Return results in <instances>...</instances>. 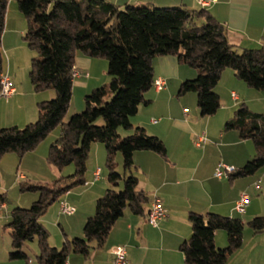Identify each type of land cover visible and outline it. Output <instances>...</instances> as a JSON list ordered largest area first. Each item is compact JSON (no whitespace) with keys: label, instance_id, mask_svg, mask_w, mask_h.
I'll return each instance as SVG.
<instances>
[{"label":"trees","instance_id":"1","mask_svg":"<svg viewBox=\"0 0 264 264\" xmlns=\"http://www.w3.org/2000/svg\"><path fill=\"white\" fill-rule=\"evenodd\" d=\"M9 0H0V75L4 72L2 33ZM26 20L23 39L35 51L31 58L29 80L35 92L52 89L54 97L36 104L34 121L22 127H0V160L8 153L19 159L35 149L56 126L59 135L49 144L46 160L61 169L73 164L74 172L60 176L51 184L20 182L21 191H34L38 198L28 208L14 207L5 228L9 229V260L21 259L29 264L22 250L25 242L36 239V264H66L71 253L86 256L93 242L104 245L116 220L128 209L145 215L147 194L140 190L135 151H153L166 156L163 141L148 134L141 126L132 127L130 118L141 104L150 100L145 93L154 80L152 61L173 56L197 72L184 80L179 93L194 92L201 116L214 114L220 107L215 91L222 72L233 71L247 86L264 88V46L238 49L226 37V29L204 8L184 6L155 7L125 5L119 7L105 0H15ZM108 61L109 82L84 96V109L66 116L72 90V68L76 53ZM101 120V124L97 121ZM132 129L121 139L117 129ZM236 129L239 136L250 139L254 152L244 165L228 175L234 180L255 174L264 167V114L252 111L241 102L224 130ZM105 150L106 180L109 184L94 204L93 213L82 227V236L64 237L61 246L48 243L49 233L40 222L47 207L62 199L74 184H83L86 162L92 144ZM121 155L123 173L117 171L116 155ZM122 181V189H117ZM4 202L0 194V205ZM190 235L181 241L179 250L184 264H226L230 254L240 248L244 222L238 217L215 212H188ZM247 226L254 234L264 232V215L251 218ZM223 230L227 243L218 247L214 234Z\"/></svg>","mask_w":264,"mask_h":264},{"label":"crops","instance_id":"2","mask_svg":"<svg viewBox=\"0 0 264 264\" xmlns=\"http://www.w3.org/2000/svg\"><path fill=\"white\" fill-rule=\"evenodd\" d=\"M105 1L119 7L151 5L204 8L223 24L227 40L234 47L242 49L264 46V0H204V3L201 2L202 0ZM25 30L26 20L18 9L17 2L9 0L2 33V49L8 58L6 69L8 74L11 73L9 52L15 48L18 36ZM77 53L73 67L78 71L79 78H73L72 85L82 87L86 92L97 84L92 81L91 74H94L93 66L98 63L95 61L103 58ZM152 65L154 78H165L166 86L160 91L150 88L145 93V97L150 101L141 104L130 121L132 127L141 126L148 134L159 137L165 145L166 156L162 157L156 152L147 150L135 151L133 162L137 168L133 174L138 178L137 187L149 198L146 213L151 201L158 197L166 211V216L156 225H152L147 221V214L136 215L125 209L123 215L111 228L102 247L96 248L92 242V247L86 256L71 253L66 264H113L110 250L117 245L126 249V264H184L179 244L191 232L188 212L202 214L215 212L224 216L238 217L244 225H247L251 218L264 215V167L244 179L229 180L228 176L220 178L214 176L218 163L239 168L252 157L254 152L252 141L241 138L236 129L224 130V124L232 117L241 102H244L250 110L264 114V88L255 90L238 79L232 70L225 69L215 86V91L220 97V112L217 113V110L206 118H201L204 117L201 115L199 118L196 110L192 116L188 114V110L186 113L183 111L186 105L193 108L196 94L192 91L179 93L180 84L186 79L194 78L197 74L196 70L179 63L173 56L156 57ZM12 86V94L4 100L0 98V127L11 125L22 127L21 124L31 122L37 116V102L48 97L47 95L38 97L28 88L20 90L17 86L13 84ZM200 135L206 140L204 144L197 146L195 141ZM50 143L49 138L44 140L33 152L24 154L23 158L34 153H39L42 158L46 155ZM100 145L102 144H92V155L95 158L101 156V153L105 156L104 147ZM13 155H4L2 166L9 167V163L16 160ZM35 161L37 163V160ZM38 164H42L41 160H38ZM97 168L100 169L93 165L86 167V180L83 178L86 185L85 209L84 206H80L78 200L73 203V199L71 201L68 199L71 196L69 191L62 197L76 206L75 212L69 214L75 222L76 233L73 235L78 232V235L82 236L80 228L86 218L93 213L96 199L104 193L108 185L102 181L104 177L101 169V178L94 180L93 173ZM3 175H0V191L6 184ZM16 175V179L29 181L21 172ZM18 175L23 178H19ZM258 181L259 185L256 188L255 183ZM243 192L248 194L249 203L243 213H238L234 206ZM84 194L85 192H79L77 195L80 198ZM3 204L4 202L1 203ZM58 212L60 213L59 207ZM61 231L62 241L65 236L71 238L72 234L66 228ZM246 237L251 243L250 251L248 247L244 248ZM246 237L245 232L242 233L240 248L230 254L226 264H264V232L256 234L248 232ZM214 243L218 247L226 245V234L223 230L215 231ZM52 244L60 245L58 241ZM10 249L11 245L8 244L6 246L3 244L0 248V264H26L24 260H9L7 255Z\"/></svg>","mask_w":264,"mask_h":264},{"label":"rangeland","instance_id":"3","mask_svg":"<svg viewBox=\"0 0 264 264\" xmlns=\"http://www.w3.org/2000/svg\"><path fill=\"white\" fill-rule=\"evenodd\" d=\"M23 35L24 33L18 36V38L16 37L17 38V43L15 44L16 46L12 51L9 52V59H10L9 62L11 63V66H10L11 73L10 74H8L6 70L8 67V58L2 49L3 60H4L3 67L5 69L4 72L7 73L12 84L17 86L20 90H24L28 88L29 90L34 92L33 94H35V96L40 97L42 95H45V96L47 95L48 97L45 100L51 99L54 97V91L52 89H46L43 91L35 92L32 88V85L29 80V69H30L31 58L35 56L36 53L35 51H32L28 48L26 42L23 39ZM77 54L81 55L80 52H78ZM95 62H98V63L93 66L94 74L93 73L91 74V79L92 81H95V83L97 84L93 86L92 88L87 89L86 92L84 88L72 85L71 99H70L69 107L67 110V114L64 118V121H66L71 115L83 111L84 96L86 94H88L94 88H98V87L108 84L109 79H110L109 75L107 74L108 61L106 59H97V61ZM1 98H3L4 100L7 97H1ZM219 109L217 113L220 112ZM186 110H188V114L191 116L194 114V111L196 110L197 112L196 114L200 118L199 110L196 107V101L193 105V108L189 105H186ZM206 117L207 116H204L201 118H206ZM35 119L36 118H33V120L31 121H34ZM101 123H102L101 120L97 121V124H101ZM21 125L23 126L25 124H21ZM59 132H60V127L56 126L53 130H51L48 133L46 138L47 139L49 138V140L53 141L54 139L58 137ZM131 132H132V129H124V128L119 127L117 129V133L119 135L118 139L123 138L124 136L130 134ZM46 138L43 139L40 143L44 142V140H47ZM100 146L103 147V145H100ZM35 149L28 151L26 153L30 154L29 152H33ZM8 154H14L13 156L16 157V160L13 161L12 163H9L10 165L9 167L2 166V160L4 157H2L0 160V169L2 168L0 171V175L4 174L3 177L6 183L5 188L1 189L0 191V193H3L4 195V204L0 205V248H2L3 244H5V246L7 244L8 246H10L11 240L9 236V229L5 228L4 226L9 221V215H10L11 210L14 207L28 208L30 207L31 203L38 198L37 192L20 190L19 183L24 182V181L16 179V176H17L16 173L21 172L22 174H24L27 177V180H29L28 182H33V183L39 182L40 183L41 181H43L44 184L45 183L51 184L52 182L57 180L60 176L65 177L74 172L73 164H69V165L62 167L61 169H57L47 164L46 155L41 158L39 156V153L27 155L25 159L22 156L21 157L22 159H20V161H19V157L15 153H8ZM96 158L92 155V149H91L89 157L86 162V167L89 168V166L91 165H93L94 167H97V166L100 167L102 171V175L104 177L102 181L105 184H108L106 180L107 168L105 166V156L104 154L101 153V156H96ZM35 160H37V163ZM38 160H41V163H42L41 165L38 164ZM116 162L118 163L117 171L119 173H123L121 155L119 153H117L116 155ZM249 176L250 175L244 176V177H241L240 179L248 178ZM83 178L86 180V170H85ZM108 186L109 184L107 185V187ZM122 187H123L122 181H120L119 185L117 186V189L118 190L122 189ZM69 192L71 193V196L68 197V199L70 201L73 199V203H76V201L78 200V203L80 204V206L81 205L84 206L83 209H85L86 208V185L84 183L74 184L71 186ZM79 192H82V193L85 192V194L79 198V196L77 195ZM69 204L72 205L71 203ZM60 213L58 212V202L55 201L54 203H52L51 205L47 207L43 215L40 217V222L47 229L49 233L48 243L51 246L58 247V248L61 246L62 238H63L61 229L65 230L66 228L67 231L70 234H72V236H75V235L79 236L78 232L77 234L73 235V233H76V230H75L76 228H75V222L74 220L71 219L70 215L65 214V213H62V214ZM82 227L79 230L80 233H82ZM244 232H245V237H246L248 232L249 234H251L252 231L247 225H244L243 233ZM244 239H245L244 248L248 247V250L250 251L251 243L247 239V237ZM54 241H58L60 245L59 246L53 245L52 243H54ZM22 250L28 256L29 263L36 264V256L38 254V247H37L36 239L25 242L22 247ZM16 260H21V259H16Z\"/></svg>","mask_w":264,"mask_h":264},{"label":"built area","instance_id":"4","mask_svg":"<svg viewBox=\"0 0 264 264\" xmlns=\"http://www.w3.org/2000/svg\"><path fill=\"white\" fill-rule=\"evenodd\" d=\"M202 3L205 1L202 0ZM79 75L76 68H72V78H75ZM166 86V79L163 77H156L153 80L152 87L160 91L164 89ZM13 92V86L12 82L10 81L9 76L7 73L2 72L0 75V98L1 97H8ZM234 96V94H232ZM184 112L187 110L184 109ZM152 122H155V120H152ZM205 137L203 135H200L197 137L195 144L197 146H200L202 143L205 142ZM234 170L233 166H229L223 163H218L214 170V176L217 178L228 176L232 171ZM19 178H23L21 175H18ZM94 180L100 179V169L97 168L93 173ZM258 182L255 183L256 188L258 187ZM249 203V196L247 193H241L239 198L235 202V210L238 213H243L245 211V208L247 207ZM58 207L59 211L65 214H73L75 212V207L70 205L65 199H60L58 201ZM166 216V211L158 197H155L149 206L148 213H147V221L148 223L152 225H156L157 222ZM110 253L112 255V261L113 264H126L127 263V252L124 246L117 245L111 248Z\"/></svg>","mask_w":264,"mask_h":264}]
</instances>
